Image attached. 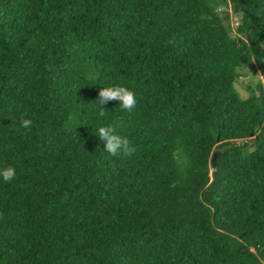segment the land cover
Listing matches in <instances>:
<instances>
[{
    "label": "trees",
    "instance_id": "obj_1",
    "mask_svg": "<svg viewBox=\"0 0 264 264\" xmlns=\"http://www.w3.org/2000/svg\"><path fill=\"white\" fill-rule=\"evenodd\" d=\"M8 166L0 264H264V0H0Z\"/></svg>",
    "mask_w": 264,
    "mask_h": 264
},
{
    "label": "clouds",
    "instance_id": "obj_2",
    "mask_svg": "<svg viewBox=\"0 0 264 264\" xmlns=\"http://www.w3.org/2000/svg\"><path fill=\"white\" fill-rule=\"evenodd\" d=\"M98 101L101 105L99 110L100 116H105V107L110 101H118L122 110L131 113L136 107L137 100L134 92L125 86H110L103 87L98 93ZM32 120L23 119L21 126L27 130H31ZM96 134L100 140L105 143V151L112 156H131L135 152V147L130 143L126 137L115 134V129L112 126H100ZM16 171L13 167L8 166L0 169V177L5 182H10L15 178Z\"/></svg>",
    "mask_w": 264,
    "mask_h": 264
},
{
    "label": "rangeland",
    "instance_id": "obj_3",
    "mask_svg": "<svg viewBox=\"0 0 264 264\" xmlns=\"http://www.w3.org/2000/svg\"><path fill=\"white\" fill-rule=\"evenodd\" d=\"M236 23V20L233 18L232 24ZM257 75H255V71L249 69L247 72V76L241 78L239 83L236 84V88L241 95V97L246 98L248 96V91L246 90V87L248 85L254 86L255 83L257 82Z\"/></svg>",
    "mask_w": 264,
    "mask_h": 264
},
{
    "label": "water",
    "instance_id": "obj_4",
    "mask_svg": "<svg viewBox=\"0 0 264 264\" xmlns=\"http://www.w3.org/2000/svg\"><path fill=\"white\" fill-rule=\"evenodd\" d=\"M216 157H217V154L215 153V154L213 155L212 161H214V160L216 159Z\"/></svg>",
    "mask_w": 264,
    "mask_h": 264
}]
</instances>
